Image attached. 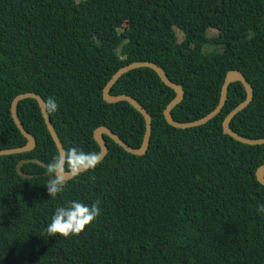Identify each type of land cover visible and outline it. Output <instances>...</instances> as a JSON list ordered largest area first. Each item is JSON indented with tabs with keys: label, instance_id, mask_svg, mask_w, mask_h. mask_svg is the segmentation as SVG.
Segmentation results:
<instances>
[{
	"label": "trees",
	"instance_id": "16d2710c",
	"mask_svg": "<svg viewBox=\"0 0 264 264\" xmlns=\"http://www.w3.org/2000/svg\"><path fill=\"white\" fill-rule=\"evenodd\" d=\"M209 29L217 33L208 36ZM205 45L220 50L204 52ZM137 61L157 64L183 88L171 110L178 122L213 110L226 73L240 71L253 97L230 128L264 137V0H0V149L26 143L10 112L25 92L56 100L48 114L64 150L99 153V126L139 147L143 116L102 97L111 75ZM110 93L148 111L147 151L130 154L104 135L106 156L55 197L44 184L58 151L36 100L18 103L36 146L0 156V264H264V185L255 175L264 144L222 131L224 117L245 99L243 85L229 84L221 111L186 129L166 122L175 92L150 68L123 74ZM28 158L45 166L24 164L33 177L23 178L16 165ZM72 200L99 202L101 214L76 235L49 236L55 209Z\"/></svg>",
	"mask_w": 264,
	"mask_h": 264
},
{
	"label": "water",
	"instance_id": "95a60500",
	"mask_svg": "<svg viewBox=\"0 0 264 264\" xmlns=\"http://www.w3.org/2000/svg\"><path fill=\"white\" fill-rule=\"evenodd\" d=\"M150 68L152 69L160 78L162 83H164L166 86L170 87L173 89L175 92L174 98L166 105L163 115L166 120V122L171 125L174 128H179V129H186V128H192V127H198L201 126L208 121H210L212 118H214L223 108L225 101L228 96V87L229 84L233 82H240L246 92L245 99L240 102L237 106H235L223 119L222 121V131L224 134L230 136L231 138L247 145H261L264 144V137L263 138H247L244 137L237 132L233 131L230 128V122L232 118L239 113L241 110H243L250 101L252 100L253 97V90L244 77V75L238 71V70H229L225 78L223 80L221 90H220V96L217 105L214 107L213 110H211L209 113H207L205 116L189 121V122H178L174 120L171 116V110L181 102L183 99L184 91L183 88L172 82L163 69L158 66L157 64L150 62V61H137V62H132L130 64H127L121 68H119L115 73H113L108 80V82L105 84L103 90H102V97L103 99L108 102V103H116L119 101H126L128 102L134 109H136L144 118L145 122V130L143 134V139L141 142V145L137 148L131 147L128 145L126 142H124L117 134H115L113 131H111L108 127L105 126H99L93 131V138L96 141V143L99 146V155L101 157V160L106 156L108 152V147L106 144V141L104 139V135H107L110 139H112L116 144H118L120 147L123 148L126 152L134 155H144L145 152L147 151L148 145H149V140H150V134H151V117L148 113V111L141 106L134 98L127 94H118V95H112L110 93L111 87L117 82V80L125 73L137 69V68ZM27 98H32L35 99L36 102L38 103L41 115L43 117L44 123L46 125V128L56 146V149L58 153L65 151L61 145V142L53 128V125L51 123L50 117L48 112L45 110V101L44 99L37 93L35 92H25V93H20L16 95L13 100L11 101V107H10V112H11V117L18 128V130L21 132V134L26 138V143L23 146L20 147H11V148H4L0 149V156H5V155H12V154H17V153H24L31 151L34 149L36 146V139L35 137L30 134L26 129L24 128L23 124L21 123L18 114H17V105L21 100L27 99ZM27 163H35L41 166H45V164L38 159L35 158H28V159H20L16 165V172L20 177L23 178H32V174H27L23 172L22 167L24 164ZM255 175L257 178V181L264 185V162L256 169ZM73 177H68L67 180L71 179Z\"/></svg>",
	"mask_w": 264,
	"mask_h": 264
},
{
	"label": "clouds",
	"instance_id": "9594fccd",
	"mask_svg": "<svg viewBox=\"0 0 264 264\" xmlns=\"http://www.w3.org/2000/svg\"><path fill=\"white\" fill-rule=\"evenodd\" d=\"M58 104L55 99L45 102L47 112H55ZM101 162L99 153L84 151L78 147H70L55 155L47 164L49 179L44 184L50 197L61 193L68 177H79L94 169ZM264 212V206L260 208ZM101 214L99 202L86 204L78 200L66 202L55 209L45 231L49 236L59 234L64 237L76 235L92 223Z\"/></svg>",
	"mask_w": 264,
	"mask_h": 264
},
{
	"label": "rangeland",
	"instance_id": "374dc122",
	"mask_svg": "<svg viewBox=\"0 0 264 264\" xmlns=\"http://www.w3.org/2000/svg\"><path fill=\"white\" fill-rule=\"evenodd\" d=\"M76 1L79 2L80 0H76ZM124 25H126V23ZM174 31H175L176 36L178 37V40L181 41L183 36H184L182 31H180L177 28H175ZM216 33H217V31L214 30V29L207 30V35L208 36H214ZM219 50H220V47H216V46H212V45H205L203 47V51L204 52L219 51Z\"/></svg>",
	"mask_w": 264,
	"mask_h": 264
}]
</instances>
